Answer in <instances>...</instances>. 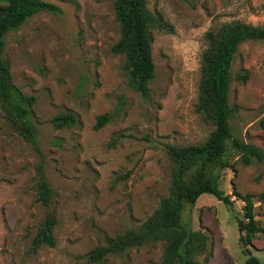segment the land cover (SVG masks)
I'll use <instances>...</instances> for the list:
<instances>
[{"label": "rangeland", "instance_id": "rangeland-1", "mask_svg": "<svg viewBox=\"0 0 264 264\" xmlns=\"http://www.w3.org/2000/svg\"><path fill=\"white\" fill-rule=\"evenodd\" d=\"M44 1L60 10L39 11L4 36L12 83L35 97L36 142L22 139L0 108V264H159L161 243L96 263L87 254L105 235L137 228L169 193L167 146L203 142L213 128L195 107L205 34L232 20L264 24V0H147L174 30H153L154 77L146 96L128 85L124 57L111 50L119 37L114 0ZM232 71L248 73L245 82H231L232 134L264 150V41L242 43ZM62 112L76 122L57 128L52 119ZM102 114L109 119L95 129ZM113 135L120 139L109 146ZM236 159L232 152L234 170H222L219 187L254 195L255 220L264 227V161L244 166ZM41 178L52 189L48 206L37 199ZM230 200L203 193L183 212L208 237L211 256L204 263L200 255V264L246 258L236 222L243 202ZM50 210L56 244L33 251ZM248 248L264 264V233Z\"/></svg>", "mask_w": 264, "mask_h": 264}, {"label": "trees", "instance_id": "trees-1", "mask_svg": "<svg viewBox=\"0 0 264 264\" xmlns=\"http://www.w3.org/2000/svg\"><path fill=\"white\" fill-rule=\"evenodd\" d=\"M113 9L119 37L111 50L124 57L128 85L146 96L154 77L153 30L172 32L173 26L161 12L149 10L147 0H114ZM59 10L57 5L44 0H0V108L14 131L22 139L33 143L36 142V128L32 122L35 97L22 93L12 83L9 61L3 56L4 36L39 11ZM205 38L207 45L201 55L195 107L203 121L213 125L210 134L200 143L167 146L172 164L169 193L160 198L157 208L137 228L126 229L114 236L105 235L104 241L88 252V262H102L109 255L161 243L163 253L159 264H200V255L207 263L211 256L207 250L208 237L203 231L194 230L184 220L183 212L186 207L194 206L201 194L210 193L228 205L232 202L231 195L243 202V218L236 221L238 240L246 255L243 264H260V260L248 248L257 233H264V227L255 220L254 195H242L235 188L231 194H226L219 184L223 169L234 170L230 162L232 152L237 155L236 161L244 166L264 161L262 148L233 136L230 118L234 107L229 103L233 78L240 82L248 78L246 71L233 74L234 56L242 43L264 41V24L232 20L217 31H207ZM108 119L107 115L97 116L94 128H100ZM52 122L57 128L69 127L76 122V118L70 112H62L53 117ZM119 139L113 135L108 145L115 146ZM51 196L50 185L41 178L37 199L48 206ZM55 224L56 215L50 210L32 239L33 251L43 245L56 244L53 235Z\"/></svg>", "mask_w": 264, "mask_h": 264}]
</instances>
